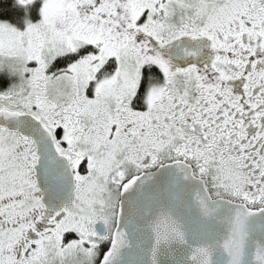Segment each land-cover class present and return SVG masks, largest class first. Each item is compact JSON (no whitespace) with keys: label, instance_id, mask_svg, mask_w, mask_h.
<instances>
[{"label":"snow or ice","instance_id":"obj_1","mask_svg":"<svg viewBox=\"0 0 264 264\" xmlns=\"http://www.w3.org/2000/svg\"><path fill=\"white\" fill-rule=\"evenodd\" d=\"M0 264H264V0H0Z\"/></svg>","mask_w":264,"mask_h":264}]
</instances>
